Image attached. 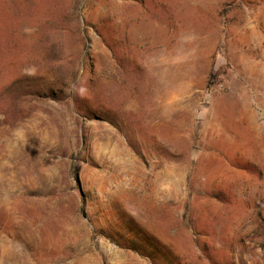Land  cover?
I'll return each mask as SVG.
<instances>
[{
	"label": "rangeland",
	"instance_id": "374dc122",
	"mask_svg": "<svg viewBox=\"0 0 264 264\" xmlns=\"http://www.w3.org/2000/svg\"><path fill=\"white\" fill-rule=\"evenodd\" d=\"M0 264H264V0H0Z\"/></svg>",
	"mask_w": 264,
	"mask_h": 264
}]
</instances>
